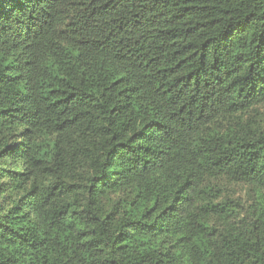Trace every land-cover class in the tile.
Wrapping results in <instances>:
<instances>
[{"label":"trees","instance_id":"obj_1","mask_svg":"<svg viewBox=\"0 0 264 264\" xmlns=\"http://www.w3.org/2000/svg\"><path fill=\"white\" fill-rule=\"evenodd\" d=\"M0 264H264V0H0Z\"/></svg>","mask_w":264,"mask_h":264}]
</instances>
